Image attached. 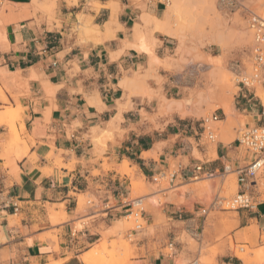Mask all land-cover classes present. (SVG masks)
<instances>
[{
    "label": "crops",
    "instance_id": "1",
    "mask_svg": "<svg viewBox=\"0 0 264 264\" xmlns=\"http://www.w3.org/2000/svg\"><path fill=\"white\" fill-rule=\"evenodd\" d=\"M3 1L20 15L0 34V106L20 108L16 126L26 149L5 155L11 133L0 123V264H83L88 245L126 211L131 179L119 172L124 161L148 180L176 170L172 182L179 184L197 175V165L199 175H214L226 163L237 167L248 161L236 141L218 143L210 155L202 123L180 120L158 130L141 116V102L129 88L152 58L133 44L141 32L154 52L145 20L161 17L166 5L156 0ZM165 35L158 34V53L174 39ZM240 101L247 111L251 98ZM87 193L113 207L79 214V196ZM169 201L161 208L156 207L161 203L146 205L155 237L139 245L145 251L139 252L138 264H177L191 257L188 250L182 255L188 238L219 244L218 264H243L227 240L219 242L228 224L234 226L229 232L234 242L253 247L262 242L264 201L231 216L222 206ZM166 239L177 249L171 255L163 252Z\"/></svg>",
    "mask_w": 264,
    "mask_h": 264
},
{
    "label": "rangeland",
    "instance_id": "2",
    "mask_svg": "<svg viewBox=\"0 0 264 264\" xmlns=\"http://www.w3.org/2000/svg\"><path fill=\"white\" fill-rule=\"evenodd\" d=\"M9 6L12 5L3 1L0 7V34L7 24L12 22V20H17L1 13L3 9L9 8ZM172 6L173 8L176 7L174 8L175 10L172 9ZM252 13H257L264 18V0H171L166 6V12L161 17H158L171 30L177 33L174 39L170 38V48L163 53L156 52L157 47L160 45L158 39L160 32L158 33V31L151 27L145 28V35L149 38L150 46L164 63L148 67V69L140 68L134 74L133 81L135 82L129 88L131 94L137 96L141 102L142 109L140 110V114L143 119L151 122L154 125V129L158 130L165 128L169 123L179 122L180 120L194 121L200 124L203 119H210V124L216 132V138L215 141L210 142L205 133L203 143L209 146L210 155H215L218 143L222 142L220 140L222 123L220 124L219 121L226 118L221 106L223 102L220 93L224 87V75L228 74V76L234 78L232 79L237 85L231 102L233 115L239 116L238 119L242 116L240 120L242 118L244 120L243 123H235V127L231 128L230 132H227L229 140L226 143H235L240 131L247 124L253 126L264 122V105L261 99L257 95H254V93L251 94V101L248 102L247 106L245 105V108L247 107L248 110L243 111L240 94L246 89L237 82L238 76L250 72L252 67L254 42L253 32L249 28V18ZM80 18H84V16L80 14ZM177 47L180 48L179 52L177 51ZM212 84L215 85L217 91L212 98H208L207 91L213 87H211ZM262 87L264 88V82ZM0 94L1 96L4 95L3 92ZM162 94L170 99L195 98L197 101L195 105L196 113L181 117L183 115H171L167 110L163 109L165 110L163 111L158 106L159 100L163 97ZM4 99L7 101L6 98ZM249 104L250 107L248 106ZM131 106L132 104H128L126 107L129 108ZM145 106L148 107V111L143 108ZM6 112L14 115L5 121L1 117ZM19 113L20 108L14 109L10 104L8 106H0V122L6 123L9 127L10 138L11 136H15L16 133L17 135L20 133L16 126V122L20 120ZM214 115H218L219 121L212 120ZM20 136L21 140H24L21 133ZM105 139H107L106 136ZM93 141L98 143L96 139H93ZM240 151L241 157L244 158L246 154L245 150L241 149ZM195 153L197 157L201 158L200 154H197V151ZM13 154L14 152H11L9 157ZM122 168H128L129 173L124 174ZM119 172L122 175H128L131 179V195L129 199L140 196L144 198L143 206L145 213L149 211L146 209L145 199L152 195L158 196L159 200L161 198V205L156 206L159 208L167 203H171L169 200H175L182 202V204L178 205H185L187 207H192L194 203L199 202L222 209L221 200H223V197H232L238 189L236 174L223 173L222 170L214 175H199L198 178L191 179L182 184H179L178 180L171 182L169 178L161 179L162 182H155L153 179L148 180L144 176H138L137 168L131 165L130 162L127 163L125 161L121 165ZM210 178L212 180L209 186L207 180ZM225 179L230 182H225ZM259 182L262 183V188H264V173L261 175ZM224 183H228L227 188H230H224ZM182 186L186 188L183 192L178 194H176L177 192H172L174 189ZM227 190H229V194H225L226 192L228 193ZM183 195L185 199H176L177 196ZM88 199L98 201L97 198L89 193L80 195L77 210L79 214L84 215L88 213ZM262 208L264 209V206ZM226 212L230 216L237 215L235 211ZM122 216L110 226L107 225L105 230L101 231V239L99 241L88 245V248L92 250L98 246L105 247L99 253V264H138L136 260L139 257V252L145 251V247H140L139 245L144 239L150 236L155 237L153 226L148 225L146 215H143V218L137 216L139 222L143 224V229H135L138 222H135L136 216L133 214L129 216L130 222L127 227L123 228L121 234L115 233V226L120 223L123 224L128 213H122ZM88 221V219H85L77 222V229L82 228ZM233 228L234 226L228 224L227 232L219 237V242H226L227 240L229 249L233 254L247 251L250 257L252 254L258 253L261 247H264V233L261 237L262 242L260 244L256 243L253 247L249 243L234 242L229 233ZM171 242V239L165 240L163 252L167 255H171L173 251H177L176 248L169 247V243ZM122 243H129V247L121 246ZM233 248L236 249L235 252ZM187 250L192 253V256L187 259H179L177 264H218L216 257L222 251L219 248V244H203L202 241L191 238H188L182 255ZM260 261L264 262V259ZM260 261L259 264H262L263 262L260 263Z\"/></svg>",
    "mask_w": 264,
    "mask_h": 264
},
{
    "label": "built area",
    "instance_id": "3",
    "mask_svg": "<svg viewBox=\"0 0 264 264\" xmlns=\"http://www.w3.org/2000/svg\"><path fill=\"white\" fill-rule=\"evenodd\" d=\"M164 5H168L171 0H156ZM3 0H0V7L2 6ZM249 28L253 32V56H252V67L250 72L243 73L238 76V84L244 89L241 92L240 97L252 98V93L256 95V89L259 84L264 82V18L257 14L252 13L249 18ZM264 114V110H263ZM213 121H219L218 115L212 117ZM203 130L204 134H207V139L210 142L215 141L216 133L213 126L210 124V119H203ZM238 147L245 150V157L248 161L242 165L234 167L231 163H226L223 167V173L236 174L237 179V192L232 197H223L221 200V206L224 210L238 211L242 209H253L260 202L264 201V188L260 183L261 175L264 173V122L256 125H246L239 133L236 139ZM202 167L197 165L195 170L198 172L193 179L199 177V172ZM177 171L171 170L168 172H161L153 176L155 182L161 181V179L169 178L172 182ZM212 175V174H209ZM126 207L125 213L128 216L135 214L143 218L144 215V198L135 197L132 199L125 198L123 201ZM87 205L89 210L99 212L101 210H107L113 207L108 203H103L98 199H88ZM17 209V206H16ZM141 222L136 223L137 230L143 229ZM170 248H175L174 242L169 243ZM174 252V251H173Z\"/></svg>",
    "mask_w": 264,
    "mask_h": 264
},
{
    "label": "bare ground",
    "instance_id": "4",
    "mask_svg": "<svg viewBox=\"0 0 264 264\" xmlns=\"http://www.w3.org/2000/svg\"><path fill=\"white\" fill-rule=\"evenodd\" d=\"M173 6H172V9L176 8V7L173 8ZM1 13H3L6 16L15 18V19H18L19 18V15H20V13H18V11L16 10V8H14L13 6H9V8L3 9L1 11ZM145 22H146L145 23L146 24V27H152L154 30L160 31L161 33H164V34L169 35V36H174L175 37L177 35V33L175 31L171 30L163 21H161L160 19H158L155 16L153 18L152 17L149 18L148 20L146 19ZM136 39H137L136 43L134 42L135 45L132 43L133 46H134V48H136L138 50L147 51L151 55V58H152V60L150 62L151 67H153L155 65V63L157 65L160 64L161 63L160 58L158 56H156V54L148 46L149 44L147 43L144 35L141 32H137L136 33ZM138 42L140 44L136 45ZM129 46H132V45L130 44ZM177 51L179 52L180 51V48H178ZM232 78H231V76H228V74H225L224 75V78H223V80H224V87L222 88V92L220 93V97H221V100L223 102V104L221 106L223 107V110H224V113L226 115V118L224 120L219 121L220 124L222 123V127H221L222 128L221 129L222 130L221 131L222 134L220 133L221 136L220 135L219 136H220V140L223 141V142H225V143L229 140V137L227 136V132H230L231 131V128H234L235 127V123H238V122L239 123H243V120H244L243 118L240 120V118L242 116L238 119L239 116H236V115L234 116L233 115V108H232L231 102L233 100L234 92H235V87H237V85H236L235 81L233 80L234 78L233 79ZM123 81H125V80H123ZM125 83L126 82H122L120 84L121 85H125ZM259 85L257 86L258 88L256 89V91H257L256 95L261 99V101H262V103L264 105V88L262 87V84H259ZM211 87L212 88L207 91L208 98H212L215 95L216 91H217V88H215V85L212 84ZM195 101H196L195 98H185V99H182V100L181 99L180 100H177V99H168V98H166V97L163 96L159 100L158 106L161 107L160 109H162V110L165 109L169 113H175V112H177V113H179L180 115H183V116H185V115H193L194 113H196V110H195L196 106L195 105H196L197 101L196 102ZM165 110H163V111H165ZM9 111H11V110H9ZM12 115H14V114H11L10 112H6L5 115L3 117H1V118L2 119H5V121H6ZM2 121H4V120H2ZM113 123H114V120H112L110 122L111 125H113ZM22 140H21L20 133H19V135H17V133H16L15 136H11V138H9V142L7 144V146H8L7 148H9V152L8 153L9 154L11 152H14L15 153L16 151L21 150V147H22V150L23 149L25 150L26 149V141L25 140L22 141ZM9 154L6 153L5 155L9 156ZM149 155H150L149 153H144V156H149ZM19 156L21 157V155H19ZM127 167H128V165H127ZM122 169H123L122 172L124 174H128L129 173L128 168H126V169L122 168ZM226 179L224 181L225 182H228V181H226ZM211 180H212V178H210V179L207 180L208 181V183H207L208 185L211 183ZM227 184L224 183V188H227V186H228ZM229 188L230 187H228L227 189H229ZM185 189L186 188L184 186H182V187H179L177 189H174L172 192H177L176 194H178L180 192H183V190H185ZM227 191H228V193L226 192L225 194H229L230 193L229 190H227ZM157 197L156 196H153V195L151 197H148L147 199H145L146 200L145 201L146 202L145 205H154V206L159 205L161 203V198L159 200ZM80 207H82V206H80ZM55 213L57 215H60L57 212H55ZM55 213L53 214L54 217L56 216ZM53 215H51V216H53ZM51 219H53V218H51ZM129 222H130V218H129V216H126L125 217V221L123 222V224L120 223V224H117L115 226L116 227L115 233L121 234V231H123V228H125V227L128 226ZM135 222H139L138 217H136ZM128 245H129V243L128 244L127 243H122L121 246L127 248V247H129ZM103 248H105V247L98 246L94 250H92V249L88 250L87 252H85L81 256L82 262L84 264H99V262H98L99 253L101 252V250ZM119 248H120V246H119ZM233 250L235 252L236 249L233 248ZM236 255L243 260V264H256L257 262L259 264V261L264 259V247H261L260 248V251H258V253L252 254V256H250V257L248 256L247 251H245L243 253H240V254H236ZM262 262L260 261V263H262ZM54 264H56V263H54ZM262 264H264V262Z\"/></svg>",
    "mask_w": 264,
    "mask_h": 264
}]
</instances>
